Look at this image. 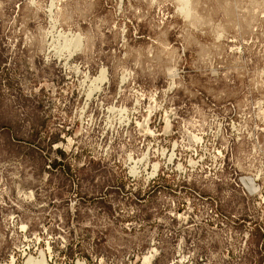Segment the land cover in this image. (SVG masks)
Returning a JSON list of instances; mask_svg holds the SVG:
<instances>
[{
  "label": "rangeland",
  "instance_id": "obj_1",
  "mask_svg": "<svg viewBox=\"0 0 264 264\" xmlns=\"http://www.w3.org/2000/svg\"><path fill=\"white\" fill-rule=\"evenodd\" d=\"M42 258L264 264V0H0V264Z\"/></svg>",
  "mask_w": 264,
  "mask_h": 264
},
{
  "label": "bare ground",
  "instance_id": "obj_2",
  "mask_svg": "<svg viewBox=\"0 0 264 264\" xmlns=\"http://www.w3.org/2000/svg\"><path fill=\"white\" fill-rule=\"evenodd\" d=\"M78 37V36H77ZM75 38V37H74ZM75 40V39H74ZM73 41V40H72ZM74 42V46H75V44H76V48L77 47H79V45H80V39L79 38H76V43H75V41H73ZM73 44V43H72ZM73 46V47H74ZM63 47H64V45H63ZM72 47V46H71ZM72 47V48H73ZM74 49V48H73ZM73 51V50H72ZM75 51V50H74ZM106 77H105V73H104V71L102 70L101 71V73H100V75L97 77V78H95L93 81H92V84L93 85H95V87L94 88H91L92 90H91V92H90V94H92V92L95 90V89H97L96 88V84H98V83H102V82H104L106 79H105ZM92 85V86H93ZM89 94V95H90ZM129 161V160H128ZM135 173V172H134ZM27 261V260H26ZM27 264H45V261H44V258H42V259H40V261H34V260H32V259H29L28 260V262H27Z\"/></svg>",
  "mask_w": 264,
  "mask_h": 264
}]
</instances>
